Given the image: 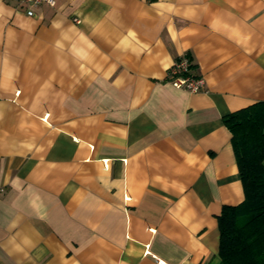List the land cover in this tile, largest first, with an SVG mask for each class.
I'll return each mask as SVG.
<instances>
[{
    "label": "crops",
    "instance_id": "0c3cea01",
    "mask_svg": "<svg viewBox=\"0 0 264 264\" xmlns=\"http://www.w3.org/2000/svg\"><path fill=\"white\" fill-rule=\"evenodd\" d=\"M261 101L264 0H0V264H219Z\"/></svg>",
    "mask_w": 264,
    "mask_h": 264
},
{
    "label": "trees",
    "instance_id": "16d2710c",
    "mask_svg": "<svg viewBox=\"0 0 264 264\" xmlns=\"http://www.w3.org/2000/svg\"><path fill=\"white\" fill-rule=\"evenodd\" d=\"M244 199L217 217L219 264H264V101L223 118Z\"/></svg>",
    "mask_w": 264,
    "mask_h": 264
},
{
    "label": "built area",
    "instance_id": "2783aa9c",
    "mask_svg": "<svg viewBox=\"0 0 264 264\" xmlns=\"http://www.w3.org/2000/svg\"><path fill=\"white\" fill-rule=\"evenodd\" d=\"M20 1L28 7H35L39 5H48L53 7L55 5V0ZM27 13L31 14L29 11H27ZM168 80L173 87L190 93L204 91V79L201 76H197L192 73V61L187 55H182L173 62L169 71Z\"/></svg>",
    "mask_w": 264,
    "mask_h": 264
}]
</instances>
